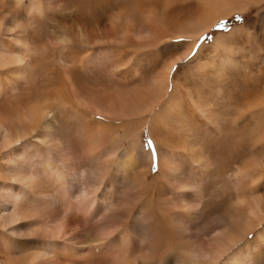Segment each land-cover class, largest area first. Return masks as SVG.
<instances>
[{"label":"bare ground","instance_id":"6f19581e","mask_svg":"<svg viewBox=\"0 0 264 264\" xmlns=\"http://www.w3.org/2000/svg\"><path fill=\"white\" fill-rule=\"evenodd\" d=\"M20 1L17 0L18 3ZM263 1L194 0L198 17L188 22L181 33L182 38H186L191 45L188 52L219 20L237 13L243 14L253 4ZM185 3L190 4L191 1L185 0ZM38 8L32 6L29 15L40 14ZM0 27H4L2 21ZM12 29L8 31L12 32ZM243 30V27L236 28L233 34L239 35ZM14 34V38L7 42L9 47L0 37V83L5 78L10 83V91L26 86L29 81V44L25 37ZM213 48L219 57L210 67L216 75H220L227 64L236 63L233 59L235 49L226 44L222 37L214 41ZM260 51L264 53L257 50L256 55ZM171 67L162 77L153 80L156 95L151 105L145 107L144 114L147 113V116L140 132L130 133L131 140L127 147L119 142L116 135L108 134L100 126L81 133L80 137L87 143L86 149L94 164L99 165L96 170H89L90 165L84 170L83 152L79 157L74 155L69 144L56 137L51 123L54 118L52 112L56 108L64 113L72 112L74 117L86 111L76 101L70 76L63 78L66 80L65 87L71 84V90L69 93L67 89L63 90L65 93L61 101L57 98L50 101L48 98L43 101L44 104L22 111H7L5 117L0 118V264H69L75 258L78 262L83 245L88 243L85 237L83 239L86 241L82 239L80 230L83 228L84 231L89 226L95 227L93 241L99 249L102 248L105 259L110 262L105 260L108 264H136L135 259L128 256L132 235L136 234H139V239L145 240L144 259L147 264H264V196L255 195V191L264 184V155L262 158H249L234 173L227 175L225 172L235 198L233 201L229 199L232 204L225 214L213 213L209 216L202 184L213 173L215 161L201 143L189 140L185 134H190L191 130L183 121V110L176 98L177 88L173 86L170 94L166 93ZM2 90L0 85V95H3ZM187 97L194 114L218 132V138L210 137V141L221 140L225 114L211 103L197 102L191 94ZM92 110L89 114L91 122L102 124V121L94 118L96 115L101 118L103 113L97 107ZM252 115L256 118L254 124L261 123L259 120L264 119V108L254 111ZM170 120L174 123L172 129L168 126ZM232 125H237V121L232 120ZM144 128L160 145L156 148L157 154L163 148L171 157L169 159L163 155L158 159L161 169L158 179L172 187L180 203L168 205L160 196L154 203V191H149V195L147 190L150 189H146L148 181L145 175L149 171V164L144 173L132 178L125 175L123 166L119 164L120 159L127 158L133 165L141 157L138 135ZM167 128L171 131L165 134ZM257 129L264 148V124H259ZM40 132L41 139H38ZM33 135L38 139V145H25ZM132 150L137 153L134 162L130 157ZM143 156L151 162V155L144 151ZM186 161L195 167V172H190L191 182L187 181L182 170V163ZM220 170L224 172V166ZM118 175L124 176L127 195L134 194V198L131 196L130 200L127 198L115 206L114 202H109V198L114 196L118 200L121 196L115 189ZM219 182L222 183L221 180ZM227 190L225 188V192ZM60 213L63 214L62 218ZM179 214L183 217L179 218ZM198 226L203 238L200 244L205 247L194 249L186 244V240L194 227ZM250 234L253 235L251 241L247 239Z\"/></svg>","mask_w":264,"mask_h":264},{"label":"rangeland","instance_id":"374dc122","mask_svg":"<svg viewBox=\"0 0 264 264\" xmlns=\"http://www.w3.org/2000/svg\"><path fill=\"white\" fill-rule=\"evenodd\" d=\"M169 1L21 0L18 3L17 0H0V23L2 21L4 24V27H0L1 41L9 47L7 42L14 38V33H18V36L26 38L30 48L29 81L26 86L10 91V83L5 78L1 80L3 95H0V118L3 119L7 111L29 109L41 105L48 98L50 101L53 98L61 101L65 93L63 90L67 89L69 93L72 84L76 101L86 111L74 117L72 112L64 113L60 108H56L52 112L54 118L51 123L56 137L69 144L74 155L79 157L83 152L84 170L88 168L87 165L92 166L89 170H96L99 165L94 164L86 149L87 143L80 137L81 133L93 131L100 126L108 134L116 135L119 142L127 147L131 140L130 133L140 132L147 116V113L144 114L145 107L151 105L156 95L153 80L162 77L169 66H172L166 93L170 94L173 86L177 88L176 98L183 110V121L191 130L190 134H185L189 136V140L201 143L203 149L205 148L215 161L213 173L208 175L202 184L204 199L209 205L207 213L209 216L213 213L225 214L232 204L230 201L235 198L225 177L230 172L234 173L237 167L249 158H262L264 155L263 143L257 129L259 124H264V119L260 118L261 123L254 124L256 118L252 115L254 111L264 108V102H261L264 100V53L260 51V54L256 55L257 50L264 51V1L253 4L243 14L237 13L219 20L210 31L200 37L190 52L188 48H191V45L186 38H182L181 33L188 22L198 17V9L194 6V0H190V4L185 3V0ZM169 3L172 5L169 6ZM184 5L189 7L185 8ZM32 6H39L41 13L31 12L34 15H29ZM18 23L23 26L19 27ZM242 27L245 30L241 31V34H233L234 29ZM8 29H12V32ZM219 37L224 38L225 43L235 49L233 59L236 63H226L221 74L216 75L210 65L218 61L219 55L214 52L213 44ZM66 75L70 76L72 81L67 88L64 85L66 80L63 79ZM189 94L197 102L211 103L225 114L221 140L210 141V137L218 138V132L194 114L187 97ZM93 107L103 113L101 118L99 115L94 118L102 121V124L91 122L89 114L93 112ZM232 120H236L237 125H232ZM168 126L172 129L173 121H168ZM167 131L171 130L167 128L165 134ZM41 135L40 132L37 138L41 139ZM138 136L141 140L138 141L141 157L137 158V163L132 165L127 158L119 160L125 175L132 178L144 173L147 170L146 165L149 164V171L145 175L148 181L146 189H150L147 190L149 195V191H154V203L157 196L168 205L180 203L172 187L158 179L161 174L158 159L163 155L169 158V153L159 147L160 153L157 154L156 148L160 145L147 128ZM155 136L160 137L158 134ZM37 138L33 135L25 145L37 146ZM144 151L151 155V162L143 156ZM136 155L135 150L130 151L131 162H134ZM220 165L224 166V172L220 170ZM182 166L184 177L191 182L190 172H195V167L188 165L187 161L182 163ZM118 177L115 189L121 196L118 200L114 196L109 198V202H114L115 206L127 198L130 200L131 196L134 198V194L127 195L124 176ZM1 184L0 181V187ZM263 185L258 188V193L255 191V195L264 196ZM225 188L228 189L226 192ZM51 191L53 192V189ZM62 216L60 213V218ZM178 217L182 218L183 215L179 214ZM86 228L84 231L83 228L80 230L82 239L85 237L88 241L86 246L83 245V253L79 255L81 259L77 262L76 258V261L71 258L74 261H69V264L110 263L105 259L102 248L99 249L93 241L95 227ZM200 229L201 227H194L186 240L189 247H205L200 244L203 240ZM138 236L139 234L132 235L128 256L131 255L136 264H147L144 259L145 240L139 239ZM252 237L250 234L247 239L251 241ZM84 258L85 260H82Z\"/></svg>","mask_w":264,"mask_h":264}]
</instances>
